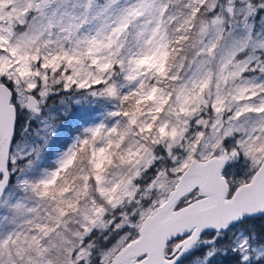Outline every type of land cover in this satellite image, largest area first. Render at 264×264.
Returning a JSON list of instances; mask_svg holds the SVG:
<instances>
[{
  "label": "snow or ice",
  "instance_id": "6c2138e0",
  "mask_svg": "<svg viewBox=\"0 0 264 264\" xmlns=\"http://www.w3.org/2000/svg\"><path fill=\"white\" fill-rule=\"evenodd\" d=\"M0 264H264V0H0Z\"/></svg>",
  "mask_w": 264,
  "mask_h": 264
}]
</instances>
